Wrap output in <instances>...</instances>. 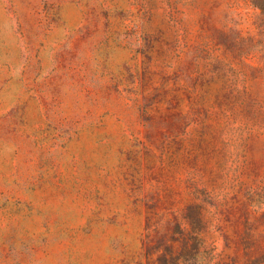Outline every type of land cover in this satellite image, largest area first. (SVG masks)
<instances>
[{
  "label": "rangeland",
  "instance_id": "374dc122",
  "mask_svg": "<svg viewBox=\"0 0 264 264\" xmlns=\"http://www.w3.org/2000/svg\"><path fill=\"white\" fill-rule=\"evenodd\" d=\"M264 264V10L0 0V264Z\"/></svg>",
  "mask_w": 264,
  "mask_h": 264
},
{
  "label": "trees",
  "instance_id": "16d2710c",
  "mask_svg": "<svg viewBox=\"0 0 264 264\" xmlns=\"http://www.w3.org/2000/svg\"><path fill=\"white\" fill-rule=\"evenodd\" d=\"M253 4L264 10V0H252ZM190 228L187 234L183 235L180 239L184 244L185 248L181 250L175 256L176 260H179L181 253L184 256L183 264H202L200 261V242L201 237L199 230L201 227V217L199 214L188 216ZM177 264V263H176Z\"/></svg>",
  "mask_w": 264,
  "mask_h": 264
}]
</instances>
